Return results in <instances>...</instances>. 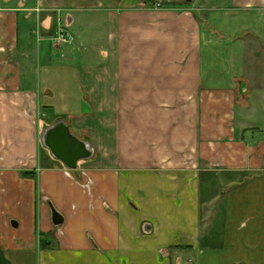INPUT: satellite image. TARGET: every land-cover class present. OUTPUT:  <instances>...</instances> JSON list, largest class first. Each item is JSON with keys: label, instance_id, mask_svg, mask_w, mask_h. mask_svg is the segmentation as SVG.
<instances>
[{"label": "crops", "instance_id": "0c3cea01", "mask_svg": "<svg viewBox=\"0 0 264 264\" xmlns=\"http://www.w3.org/2000/svg\"><path fill=\"white\" fill-rule=\"evenodd\" d=\"M160 1L0 0L11 264H264V0ZM57 119L92 145L74 170Z\"/></svg>", "mask_w": 264, "mask_h": 264}, {"label": "water", "instance_id": "95a60500", "mask_svg": "<svg viewBox=\"0 0 264 264\" xmlns=\"http://www.w3.org/2000/svg\"><path fill=\"white\" fill-rule=\"evenodd\" d=\"M40 141L51 156L59 160L64 167L74 170L80 160L89 159L93 156V148L89 141L80 140L71 133L69 125L62 119L55 120L52 124L45 125L40 133ZM51 212V221L54 226L62 223L61 215L48 203ZM12 220L11 225L16 226ZM0 264H11L0 248Z\"/></svg>", "mask_w": 264, "mask_h": 264}, {"label": "built area", "instance_id": "2783aa9c", "mask_svg": "<svg viewBox=\"0 0 264 264\" xmlns=\"http://www.w3.org/2000/svg\"><path fill=\"white\" fill-rule=\"evenodd\" d=\"M153 7L160 8L162 6V2L160 0H148ZM55 37V38H54ZM54 43H70L72 40V37L65 32L64 30H60L55 36H54Z\"/></svg>", "mask_w": 264, "mask_h": 264}, {"label": "rangeland", "instance_id": "374dc122", "mask_svg": "<svg viewBox=\"0 0 264 264\" xmlns=\"http://www.w3.org/2000/svg\"><path fill=\"white\" fill-rule=\"evenodd\" d=\"M214 15H217L219 17L218 21L220 22L221 21L220 14L215 12ZM221 26H223V24H221ZM221 26H220V28H221ZM215 45H217V46H215ZM215 45H213L214 47L212 49V52H213L212 57H214L213 60H214L215 64H217L218 66H221L222 65L221 56L223 54V52H222L223 47H222V45H218V44H215Z\"/></svg>", "mask_w": 264, "mask_h": 264}, {"label": "trees", "instance_id": "16d2710c", "mask_svg": "<svg viewBox=\"0 0 264 264\" xmlns=\"http://www.w3.org/2000/svg\"><path fill=\"white\" fill-rule=\"evenodd\" d=\"M22 174V176H27V177H34V173L33 172H22L21 173Z\"/></svg>", "mask_w": 264, "mask_h": 264}]
</instances>
